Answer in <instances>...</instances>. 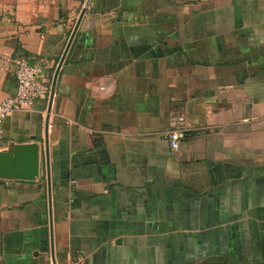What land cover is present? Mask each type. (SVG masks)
<instances>
[{
	"label": "crops",
	"instance_id": "obj_1",
	"mask_svg": "<svg viewBox=\"0 0 264 264\" xmlns=\"http://www.w3.org/2000/svg\"><path fill=\"white\" fill-rule=\"evenodd\" d=\"M86 1L0 0V104L16 58L51 89ZM48 102L0 150L43 151ZM49 149L51 205L44 154L36 182L0 180V264H264V0H90Z\"/></svg>",
	"mask_w": 264,
	"mask_h": 264
},
{
	"label": "water",
	"instance_id": "obj_2",
	"mask_svg": "<svg viewBox=\"0 0 264 264\" xmlns=\"http://www.w3.org/2000/svg\"><path fill=\"white\" fill-rule=\"evenodd\" d=\"M90 0H87L82 12L77 20L75 28L65 48L64 54L57 67L53 77L52 86L49 94L47 118L45 122V138L43 151L42 146L37 140L32 137L31 140L24 143L9 142L7 147L0 150V180H12L23 182H36L41 176L42 154L46 163L47 186L49 192V204L51 205V168H50V149H49V120L53 99L56 90V84L61 66L65 60L67 52L72 44V41L77 33V30L86 13ZM50 207V217L52 221V212Z\"/></svg>",
	"mask_w": 264,
	"mask_h": 264
},
{
	"label": "built area",
	"instance_id": "obj_3",
	"mask_svg": "<svg viewBox=\"0 0 264 264\" xmlns=\"http://www.w3.org/2000/svg\"><path fill=\"white\" fill-rule=\"evenodd\" d=\"M17 92L14 97L6 98L0 104V139L3 137V124L14 112L31 109L38 100H46L50 86L45 77L44 68L39 63H32L24 58L14 60ZM185 138L183 129L173 128L166 133V139L173 151H178L181 140ZM65 264H86L84 257L70 258Z\"/></svg>",
	"mask_w": 264,
	"mask_h": 264
}]
</instances>
